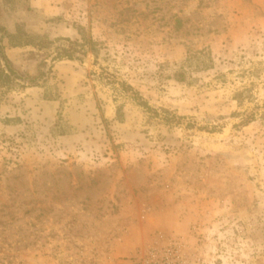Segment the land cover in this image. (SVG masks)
<instances>
[{"label":"rangeland","instance_id":"rangeland-1","mask_svg":"<svg viewBox=\"0 0 264 264\" xmlns=\"http://www.w3.org/2000/svg\"><path fill=\"white\" fill-rule=\"evenodd\" d=\"M0 27L30 43L2 40L0 264L171 239L186 264H264V0H0ZM161 207L190 231L148 232Z\"/></svg>","mask_w":264,"mask_h":264},{"label":"built area","instance_id":"built-area-1","mask_svg":"<svg viewBox=\"0 0 264 264\" xmlns=\"http://www.w3.org/2000/svg\"><path fill=\"white\" fill-rule=\"evenodd\" d=\"M181 253L182 243L171 239L168 246L152 247L143 253L139 251L126 264H186Z\"/></svg>","mask_w":264,"mask_h":264},{"label":"crops","instance_id":"crops-1","mask_svg":"<svg viewBox=\"0 0 264 264\" xmlns=\"http://www.w3.org/2000/svg\"><path fill=\"white\" fill-rule=\"evenodd\" d=\"M147 194L151 195V192ZM170 210V207H161L160 210L158 208H153L152 213L146 214L147 220L150 223V225H148V232L153 231L157 227H161L164 231L170 234L188 233L190 231L189 223L190 220H192L190 218V215L186 216L181 213H170L169 218H164L163 215L167 214ZM158 215L162 216L163 218H160L159 221L156 222L154 218ZM150 219H152L153 221Z\"/></svg>","mask_w":264,"mask_h":264},{"label":"trees","instance_id":"trees-1","mask_svg":"<svg viewBox=\"0 0 264 264\" xmlns=\"http://www.w3.org/2000/svg\"><path fill=\"white\" fill-rule=\"evenodd\" d=\"M3 37H7L8 42H9L10 46H12V47H19L22 45H28L30 43L28 41H22L17 33H9L3 27H0V58H2L4 60L5 66H6L7 70L9 71V73H7L5 71V69L2 66L1 60H0V81L6 83V82L11 81V76L16 75V72L6 60V57L4 54V47H3V43H2ZM67 57L71 58V54H68ZM2 86H9V85H2ZM125 86L128 89H132V87L129 85H125ZM135 96H138L136 92H135ZM138 104L144 108L148 107L147 103H145L142 99H140V101H138Z\"/></svg>","mask_w":264,"mask_h":264},{"label":"water","instance_id":"water-1","mask_svg":"<svg viewBox=\"0 0 264 264\" xmlns=\"http://www.w3.org/2000/svg\"><path fill=\"white\" fill-rule=\"evenodd\" d=\"M0 60H1L2 66H3V68L5 69V71H6L7 73H9V71L7 70V68H6V66H5V62H4V60H3L2 58H0Z\"/></svg>","mask_w":264,"mask_h":264}]
</instances>
